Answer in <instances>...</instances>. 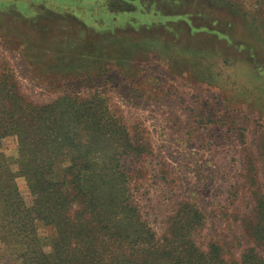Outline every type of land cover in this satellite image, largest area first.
<instances>
[{
	"label": "rangeland",
	"instance_id": "374dc122",
	"mask_svg": "<svg viewBox=\"0 0 264 264\" xmlns=\"http://www.w3.org/2000/svg\"><path fill=\"white\" fill-rule=\"evenodd\" d=\"M111 27L135 41L115 47ZM67 94L102 97L137 146L120 163L157 239L193 204L202 250L216 243L228 264L250 247L264 255L251 235L264 196V0H0V100L40 106ZM111 146L101 141L100 162ZM0 151L31 206L18 134L1 135ZM35 224L50 251L56 228ZM0 264L22 263L0 242Z\"/></svg>",
	"mask_w": 264,
	"mask_h": 264
},
{
	"label": "trees",
	"instance_id": "16d2710c",
	"mask_svg": "<svg viewBox=\"0 0 264 264\" xmlns=\"http://www.w3.org/2000/svg\"><path fill=\"white\" fill-rule=\"evenodd\" d=\"M111 32L117 48L135 41L127 30ZM88 60L80 57L76 64L82 67ZM104 102L70 94L40 106L0 100L1 111L9 116L0 121V136L18 134V173L33 196L27 206L16 173L0 151V242L22 264H228L216 243L208 244L207 251L197 245L194 235L203 215L193 204L180 207L169 220L168 233L157 239L131 199L130 173L120 163L139 150ZM105 139L112 141V153L100 162L98 149ZM72 204L77 206L71 212ZM256 211L251 235L264 245V196L257 199ZM38 218L56 228L50 251L36 235ZM233 264H264V255L250 247Z\"/></svg>",
	"mask_w": 264,
	"mask_h": 264
}]
</instances>
